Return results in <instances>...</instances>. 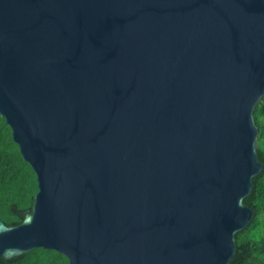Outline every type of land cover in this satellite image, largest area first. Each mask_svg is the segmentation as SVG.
I'll use <instances>...</instances> for the list:
<instances>
[{
	"label": "water",
	"instance_id": "95a60500",
	"mask_svg": "<svg viewBox=\"0 0 264 264\" xmlns=\"http://www.w3.org/2000/svg\"><path fill=\"white\" fill-rule=\"evenodd\" d=\"M263 97L264 0H0V115L38 183L0 257L230 264Z\"/></svg>",
	"mask_w": 264,
	"mask_h": 264
},
{
	"label": "trees",
	"instance_id": "16d2710c",
	"mask_svg": "<svg viewBox=\"0 0 264 264\" xmlns=\"http://www.w3.org/2000/svg\"><path fill=\"white\" fill-rule=\"evenodd\" d=\"M255 120L260 132L258 155L264 165V97L256 106ZM37 191V174L0 115V218L7 225L20 224ZM244 203L254 207L256 215L248 227L236 233V255L230 264H264V167L254 177L252 192ZM0 264H69V259L55 249L37 247L9 260L1 256Z\"/></svg>",
	"mask_w": 264,
	"mask_h": 264
}]
</instances>
